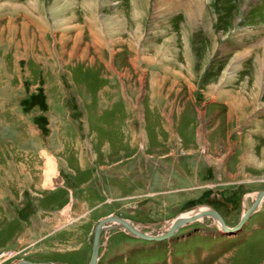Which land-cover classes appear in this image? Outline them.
<instances>
[{
    "label": "rangeland",
    "instance_id": "obj_1",
    "mask_svg": "<svg viewBox=\"0 0 264 264\" xmlns=\"http://www.w3.org/2000/svg\"><path fill=\"white\" fill-rule=\"evenodd\" d=\"M263 53L264 0H0V157L18 173L6 191L19 192L0 264H87L107 215L155 235L209 207L232 228L264 189ZM130 131L145 181L111 199L97 164L118 160L109 139L127 148ZM56 162H84L98 198H81ZM255 209L235 232L205 217L155 243L108 224L97 264H187L189 253L207 264L198 258L238 248L236 264H264Z\"/></svg>",
    "mask_w": 264,
    "mask_h": 264
},
{
    "label": "crops",
    "instance_id": "obj_2",
    "mask_svg": "<svg viewBox=\"0 0 264 264\" xmlns=\"http://www.w3.org/2000/svg\"><path fill=\"white\" fill-rule=\"evenodd\" d=\"M110 129V127H109ZM156 132V131H155ZM157 133V132H156ZM133 134V135H131ZM134 134L135 132L130 131L129 132V140L128 144H127V148H123V146H120V144L117 142V138H111L109 139V154L110 156H112V152H118L119 155H121V157H118V160H115L113 162H109V166L107 164H104L103 162L98 163V170L101 173V179L104 181H109V188L107 187V191H109V197L111 199H117L120 198L122 196H124L125 198H130V193L125 194L122 192H118L117 190H130L133 189L135 187V185H140V183H144V178H145V166H144V162H135L132 161L130 162V157H133L134 154V144L133 142H131L132 138L134 139ZM112 144V148H110V145ZM127 149V151H130V153H128L126 156L123 155V151ZM122 151V152H121ZM1 154V153H0ZM132 154V156H131ZM124 156V157H123ZM10 163L7 162V160L2 159L0 157V226L4 229L6 236H9V238L6 240H4V244H1L0 246L6 245L8 243V241L10 239H12L13 237H17L18 236V230H17V218H18V211H17V195H18V191L17 188L14 189V192L12 191H6V187L10 184V187H12V185L15 183V187L18 186V182H17V176L18 173H14L13 168H11L9 165ZM67 164L66 162H56L55 164V170L60 168V167H66ZM44 162L42 160V162H39V164H37V162H33V164H30L29 167V171L31 176L29 175V173H26V180L31 184V186H33L32 184L34 182H38L39 186L41 185V183L44 181ZM70 167L74 168V173L73 171L70 169ZM17 171L19 166L16 165ZM21 168H23L21 166ZM86 166L84 164V162H76L75 164H72L71 166H69V171L67 172L68 174H66L69 179L73 180V182L76 184L75 188L78 189V192H80V197L85 199V198H93L92 200H96L98 198L96 192L94 191V189L91 188V175L88 174L87 170H86ZM24 169V168H23ZM66 171V170H64ZM60 172V171H59ZM24 173V170H23ZM64 175V172H63ZM30 176V177H29ZM50 178H53V175L50 176ZM52 180V179H51ZM17 185V186H16ZM42 186V185H41ZM45 189V187H42ZM90 191V192H89ZM95 192V193H94ZM133 197V196H132ZM82 204L87 207V202H82ZM262 206H264V200L261 202V204L259 205L260 209L255 212V213H263L264 214V207L262 208ZM260 211V212H259ZM243 214V213H242ZM177 217V216H176ZM248 218V217H247ZM262 218V217H261ZM263 219H264V215H263ZM172 221V220H170ZM246 221V220H245ZM8 222H12L13 225H15L14 229L12 230L11 227H8L7 223ZM168 223V222H167ZM255 224L252 225V228H257V227H261L263 228V233H264V221L261 225L257 224L256 222H254ZM242 227V226H241ZM4 233V234H5ZM46 236L45 235H41L39 237V239H43V237ZM168 239V238H166ZM170 239V238H169ZM7 241V242H6ZM159 241V240H156ZM220 240H217V242ZM10 242V241H9ZM150 242H147L146 244H148ZM155 243V242H154ZM239 249V248H238ZM238 249H232L227 251L226 249H223V251H220L219 254L214 257L212 259V257L210 256H205L204 258L202 256H200L198 258V261L202 260V261H207V264H225L226 262V258H234V256L237 254ZM234 250V251H233ZM232 252L233 255L232 256ZM239 255L238 259H239ZM192 256L191 253L187 254V259L189 260L190 257ZM241 257V255H240ZM193 258V256H192ZM192 258L190 260H192ZM183 260V262H187V259L185 258H181ZM205 259V260H204ZM240 260V259H239ZM145 261L140 260L139 263L140 264H144ZM229 262H231V260H229ZM234 264H236L237 260L236 258H234V261H232ZM193 264V263H192Z\"/></svg>",
    "mask_w": 264,
    "mask_h": 264
},
{
    "label": "water",
    "instance_id": "obj_3",
    "mask_svg": "<svg viewBox=\"0 0 264 264\" xmlns=\"http://www.w3.org/2000/svg\"><path fill=\"white\" fill-rule=\"evenodd\" d=\"M255 198L253 200V202L250 204V206L247 208V210L245 211V213L243 215H241V217L239 218V221L232 227V228H227V226L224 224L222 218L220 217V215L213 210L212 208H206V210H203L202 212H200L198 215L200 216H209L211 218L217 219L220 222V228L221 230H223L224 232H230L233 230L238 229L247 219V217L251 214V212L255 209L257 203L259 202L261 196L264 194V189L258 190L255 192ZM197 215V214H196ZM195 216V215H194ZM194 216H191V218H176L171 227L163 232V233H159V234H155V235H150V234H144L141 232L136 231L135 234L138 236L139 238H143V239H147V240H162V239H166L168 237H170L171 235L174 234V232L176 231V228L181 225L184 224L188 221L194 220L195 218H193ZM110 220H114V221H119L122 224H124L125 227L128 228V224L123 222L121 218H119L118 216H114V215H107L105 217L100 218L96 224L93 226L92 228V235H91V250H90V258L87 264H95L96 262V251H97V247H98V236L100 233V226ZM230 230V231H229ZM133 232V231H131ZM134 233V232H133ZM21 263H28V264H51L50 262H27L24 260H19L17 262H15L14 264H21Z\"/></svg>",
    "mask_w": 264,
    "mask_h": 264
},
{
    "label": "bare ground",
    "instance_id": "obj_4",
    "mask_svg": "<svg viewBox=\"0 0 264 264\" xmlns=\"http://www.w3.org/2000/svg\"><path fill=\"white\" fill-rule=\"evenodd\" d=\"M264 54V53H263ZM260 58V57H259ZM262 62L264 63V58L262 59ZM257 66V65H256ZM259 74H260V72H259ZM256 195V194H255ZM255 195H253V199L255 198ZM264 200V194L261 196V198H260V200H259V202L257 203V205H256V207L255 208H257V206H259L260 204H261V202ZM203 210H206V208L205 207H195V208H193V209H191V211H188V212H185V213H183V214H180V215H178L176 218L178 219V218H181V219H183V218H191V216H194L193 218H195V220L196 221H201L202 222V220L206 217H208V218H211V217H209V216H200V215H198L200 212H202ZM256 209H254L253 211H255ZM252 211V212H253ZM252 212H251V214H252ZM245 213V212H244ZM243 213V214H244ZM197 214V215H196ZM250 216V215H249ZM248 216V218L246 219V221L245 222H247V220L250 218ZM176 218H174L173 219V221L176 219ZM214 221H215V223H213V222H211V224L212 225H214L215 227H217V229L218 228H220L219 226H220V222L217 220V219H214V218H212ZM195 220H193V221H195ZM123 222H125V223H127L129 226H128V228L127 227H125L124 226V224H122L121 222H119V221H114V220H110V221H107V222H105V223H103L101 226H100V228H101V230H100V233H99V236H98V247H100V239H101V234H102V231L105 229V226L107 225L108 226V224H110V227H112L113 225H115V226H117V227H115V228H117V229H122V230H125L126 232H131V231H133V232H131L130 234L132 235V234H135V232L136 231H138V232H140L139 231V229H138V227H135L134 225H132L130 222H128V221H126V220H122ZM173 221H170V222H168L164 227H163V229H162V231H161V233H163V232H165V231H167L170 227H171V225H172V223H173ZM192 221V222H193ZM244 222V223H245ZM243 223V224H244ZM243 224L241 225V226H243ZM184 224H181V225H179L177 228H176V231L174 232V234H176L177 233V230H178V228H180L181 226H183ZM241 226L238 228V229H240L241 228ZM221 229V228H220ZM106 231V230H105ZM223 231V230H222ZM230 231V230H229ZM235 231H237V229L235 230ZM234 230L233 231H230V233H232V232H235ZM226 232V231H225ZM137 233V232H136ZM142 233V232H141ZM229 233V232H228ZM145 234V233H144ZM134 236V235H133ZM137 237V236H136ZM150 242H154L153 240L152 241H150ZM98 247H97V251H96V262H95V264H97V261L99 260V255H98ZM21 264H28V263H21ZM53 264H55V263H53Z\"/></svg>",
    "mask_w": 264,
    "mask_h": 264
},
{
    "label": "flooded vegetation",
    "instance_id": "obj_5",
    "mask_svg": "<svg viewBox=\"0 0 264 264\" xmlns=\"http://www.w3.org/2000/svg\"><path fill=\"white\" fill-rule=\"evenodd\" d=\"M173 236V235H172Z\"/></svg>",
    "mask_w": 264,
    "mask_h": 264
}]
</instances>
